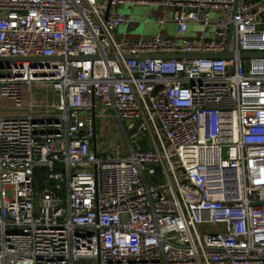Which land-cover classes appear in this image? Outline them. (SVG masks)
<instances>
[{
	"label": "built area",
	"instance_id": "obj_1",
	"mask_svg": "<svg viewBox=\"0 0 264 264\" xmlns=\"http://www.w3.org/2000/svg\"><path fill=\"white\" fill-rule=\"evenodd\" d=\"M136 6L174 36L118 37ZM241 53L264 54V0H0L21 59L0 64V264H264V57Z\"/></svg>",
	"mask_w": 264,
	"mask_h": 264
},
{
	"label": "rangeland",
	"instance_id": "obj_2",
	"mask_svg": "<svg viewBox=\"0 0 264 264\" xmlns=\"http://www.w3.org/2000/svg\"><path fill=\"white\" fill-rule=\"evenodd\" d=\"M156 11L155 9H152V11ZM122 11V10H121ZM147 10L143 11V17L140 16V18L144 19H148L150 21V23L147 25V27L145 29H142V25L141 23H139V21H141L140 19H135V21L133 20V22H131V24L127 27V39L129 40H133V39H139L140 35L143 33L145 36H143L145 39L150 38L152 35L155 34H161V35H174L175 34V25H163L161 27V30H159V25L157 24V20L161 17L160 13H152V16H148L145 15ZM145 15V17H144ZM173 12H171L169 14V17L172 18ZM212 17H217L216 14H212ZM154 31V32H152ZM202 34V28H188L187 30V34L186 37H198ZM120 127L115 124L113 121H107L105 119H99L98 120V135L99 137L101 136H105L107 137V135L109 136L112 131L114 132H119ZM120 135L118 134L117 137H119ZM111 137V136H110ZM107 138L105 141V143L107 145H113V138ZM224 152V151H223Z\"/></svg>",
	"mask_w": 264,
	"mask_h": 264
},
{
	"label": "water",
	"instance_id": "obj_3",
	"mask_svg": "<svg viewBox=\"0 0 264 264\" xmlns=\"http://www.w3.org/2000/svg\"><path fill=\"white\" fill-rule=\"evenodd\" d=\"M187 34V33H186ZM142 39H145L144 37H141ZM148 39V38H147ZM160 58V59H176V60H193L198 58H227L231 57L230 54L223 53V54H207V55H181V54H175V55H160V56H137V59H153V58ZM241 59H248V58H263V53H241L239 55ZM95 58V57H94ZM109 59H113L112 56L109 57ZM129 59V58H127ZM44 60H57L62 61V58H50V59H44ZM67 61L74 60V58H67ZM21 61V59H8V58H0V64L2 63H10V62H17ZM138 145L142 150L146 149L145 140L138 141ZM159 169L156 168V172H158Z\"/></svg>",
	"mask_w": 264,
	"mask_h": 264
},
{
	"label": "crops",
	"instance_id": "obj_4",
	"mask_svg": "<svg viewBox=\"0 0 264 264\" xmlns=\"http://www.w3.org/2000/svg\"><path fill=\"white\" fill-rule=\"evenodd\" d=\"M245 1L247 3H249L250 5H252V4L259 3L262 0H245ZM152 9H155V8H153V7L152 8H147V7H143V6H136V7H131V8L130 7H122L120 9V11L122 10L121 12H123L124 14H126L129 17L130 24H131V22H133V20L135 21V19H140L141 21H139V23H141L142 29H145L147 27V25L150 23V21L148 19H144L143 20V18H140V16L143 17V13H144L143 11H145V10H147L146 13H145V15H148L149 17L152 16V13H155V12L156 13H159L157 11V9H155L156 11L153 10L151 12ZM145 15H144V17H145ZM166 25H173V24L172 23H168ZM128 26H122V27L118 28L115 31V34L118 37H122V36L127 37V32L126 31H127V27ZM159 30H161V27H159ZM152 32H154V31H152ZM143 36H145V35L142 33L140 35V38L143 37ZM165 36L173 37L174 35L172 36V35L165 34Z\"/></svg>",
	"mask_w": 264,
	"mask_h": 264
}]
</instances>
